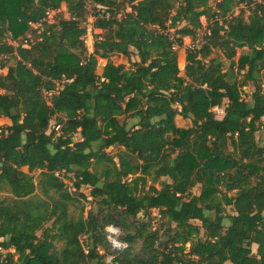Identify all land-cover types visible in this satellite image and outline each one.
Instances as JSON below:
<instances>
[{
    "label": "trees",
    "instance_id": "obj_1",
    "mask_svg": "<svg viewBox=\"0 0 264 264\" xmlns=\"http://www.w3.org/2000/svg\"><path fill=\"white\" fill-rule=\"evenodd\" d=\"M63 4L69 19L48 24ZM240 4L251 6L248 23L233 13ZM89 5L98 11L94 27L108 31L92 53L84 39ZM202 18L209 34L187 54L182 76L176 47L196 38ZM20 37L18 47L9 44ZM239 49L248 54L235 61ZM214 52L230 62L227 70ZM1 54L8 58L0 68L15 66L0 77L7 121L0 191L15 200L0 201V264L15 255L16 264H108V255L110 264H264V175L256 166L264 160L256 138L264 120V0H0ZM115 55L137 61L116 66ZM100 59L108 62L102 75ZM247 82L251 101L243 98ZM224 105L219 119L214 109ZM178 116L192 125L179 128ZM54 117L58 134L49 132ZM116 146L124 151L109 155ZM36 171L44 199L24 201L37 190ZM163 178L160 189L149 185ZM83 188H91L99 217H85L83 207L77 218L71 213L88 200ZM153 210L162 222L155 230ZM113 223L128 247L106 254Z\"/></svg>",
    "mask_w": 264,
    "mask_h": 264
},
{
    "label": "rangeland",
    "instance_id": "obj_2",
    "mask_svg": "<svg viewBox=\"0 0 264 264\" xmlns=\"http://www.w3.org/2000/svg\"><path fill=\"white\" fill-rule=\"evenodd\" d=\"M210 5H211V7H215V2L214 1L210 2ZM250 8H251V6H246L245 4H240V5H238L237 7L234 8L233 13H234L235 16L240 15L243 18V20L248 23L250 21ZM88 9H89L90 15L87 17L86 22L84 23V26L87 28V33H86L84 39H85V45H86L87 52L88 53H92L95 42L97 40H101V39L107 38L108 37V31L107 30L96 29L94 27L95 17L93 15H95L98 11L94 10V6L93 5H89ZM129 10L130 9H128V11ZM61 17L69 19V13L67 12V6L65 4H63L61 6V9L59 11H56V12L55 11H50L48 13V15H47L48 24H50V25L57 24L58 20ZM220 21H221V19H220ZM209 26L210 25L208 24L206 19L202 18L201 21H200V27H198L199 29H198L196 38L195 39H191L189 37H186V38H184L183 46H181V47L177 46L176 47L177 57H178V65H179V69L181 71V75L182 76L185 75V67L187 65V62H186L187 54L192 49L201 48V46L204 44L203 39H204L205 35L209 34ZM32 27L34 29H40L41 26L39 24H34V25H32ZM41 29H43V26L41 27ZM41 31L42 30H40L38 32V34ZM170 32H171L172 35L175 36V29H172ZM28 36L31 37V35H28ZM21 39H22V37L18 38L17 40H12L10 38L8 40V42L15 46V45L18 44V41H21ZM247 54H248V50L247 49H239V50H237V55L235 57V61H238L241 56H245ZM0 57L2 59V58L8 57V55L7 54H1ZM216 57L221 58V60L224 63L225 70H227L229 68V66H230V62L224 58V56H223V54L221 52H214L213 55H212V58H216ZM131 61L135 62V61H137V58L136 57H131L130 61H129V59L127 57H124L122 55H115V56H112V58H111V62H113V64H115L116 66L117 65H125L127 68L131 64L130 63ZM99 63H100V65H99V68H98V73H99V75H102L104 73L105 66L107 65L108 62L106 60L100 59ZM6 66H7L6 68H3V69L0 68V77L4 76V75H7L9 68L11 66H15V61L11 60L9 62V64L6 65ZM236 69H237V67H235V70ZM245 72H246V70L243 71L240 76H238L239 80H243V76L242 75ZM262 75H264V73H262ZM242 90H243V98L246 99L247 101H251V95H252V93L255 90L254 84L252 82H247L245 84V86L242 87ZM1 93H3V92H0V94ZM48 95L49 94L45 93V96H48ZM49 97L50 96H48V98ZM224 108H225V105L222 106V107L214 109V113L217 116V118H219V119L223 118V116H224ZM134 122H135L134 120H130L129 123H130V125H133ZM176 124H177V126L179 128H187V127H190L192 125V121L191 120H186V119L178 116L176 118ZM57 125H58L57 119L54 117L52 119L51 123H50L49 132L54 131L56 134H58L59 130H57V128H58ZM261 125L262 126H260V130L256 134V138H257L258 143L261 146H263L264 145V120H262V124ZM0 127L2 128L0 130V133H1V131H3L7 127V121H6L5 118H1L0 119ZM75 139L76 140H80V136L76 135ZM123 151L124 150L122 148L116 146V147L108 149L107 153L109 155H111V156H116L120 152H123ZM256 166L258 167V170H259L260 174L264 175V160L261 163H257ZM23 171L24 172H28V169L25 168V169H23ZM40 174H41V172H39V171H36V172H34L32 174L33 177H34V182L37 185V190H36V192H35V194L33 196H31L30 198H28V199H26L24 201L36 202V201H42L44 199V196H43V193H42V189L40 187V180H41V175ZM57 175L60 176L63 179V182L66 184V186L70 187L72 191L74 190L71 180H69L68 178H64L63 174L57 173ZM164 181H168V180L165 179V178H163L161 180L151 179L149 181V185H153V186H155V187L160 189L161 184ZM82 191H83V193L86 194V196L88 197V200L81 198L79 200V203L77 204V206L71 208V213H73L74 217L77 218V216H79L80 209L83 207L84 208V216L85 217L87 216V214L89 212H93L96 215V217H99V206L96 204V202H93L92 198L90 197L91 188H83ZM201 191H202L201 185L196 186L192 190V192L195 195H197V196H199L201 194ZM14 200L15 199L13 198V196L10 193H8L6 191H0V201L5 202L6 204H11V203H13ZM227 212L230 213V214H234L232 208H227ZM114 217H115L116 220H119L118 216H114ZM140 217H142V216H140ZM149 220L151 221V225L153 226V230L159 229V227L162 224V222L160 220L159 213H158L157 210L151 211V215H150V219ZM196 223H198V222H196ZM50 226H51V224H48L46 227H50ZM161 233H162V231H160V235H161ZM38 234L41 235L42 233L39 232ZM121 236L122 237L124 236V231H123L122 227H121ZM81 240H82V242H87V237H82ZM165 244H166V239H162V241H161V243L159 245L160 249H162L165 246ZM56 247L61 249L63 247V245L61 243H57ZM139 248H140V246H136L135 247L136 252H139ZM103 251L105 253L107 252L106 254H109V253L112 252L111 247L109 248V246L107 248L103 249ZM256 252H257V246H253V253L255 254ZM5 253H15V251L10 249V250L6 251ZM109 257H111V255H108L107 259ZM107 259H106L107 263L110 264ZM17 261H18V255H15V258L13 259L12 264H16Z\"/></svg>",
    "mask_w": 264,
    "mask_h": 264
},
{
    "label": "built area",
    "instance_id": "obj_3",
    "mask_svg": "<svg viewBox=\"0 0 264 264\" xmlns=\"http://www.w3.org/2000/svg\"><path fill=\"white\" fill-rule=\"evenodd\" d=\"M46 21L48 22L47 19H46ZM9 44H11V43H9ZM19 45L20 44L18 43L17 45H15V46L12 45V46L18 47ZM22 46L24 48L28 47V42L26 41L25 43L22 44ZM7 58L8 57L1 59V57H0V60H5ZM46 94H49L48 96L52 95V93H46ZM57 130H59V127L57 128ZM73 192H75V189L73 190ZM105 234H106L107 241H108L109 246L111 247L112 251L123 252L128 247L127 244L122 240L121 227L119 225H117L115 223L110 224L105 229ZM107 260H108L109 263H112L113 262V257H109Z\"/></svg>",
    "mask_w": 264,
    "mask_h": 264
}]
</instances>
